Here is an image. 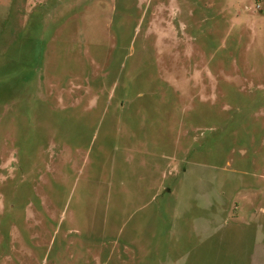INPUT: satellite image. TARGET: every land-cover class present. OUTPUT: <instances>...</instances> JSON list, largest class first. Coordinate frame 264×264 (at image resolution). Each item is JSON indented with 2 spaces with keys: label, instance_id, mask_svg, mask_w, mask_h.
Instances as JSON below:
<instances>
[{
  "label": "rangeland",
  "instance_id": "obj_1",
  "mask_svg": "<svg viewBox=\"0 0 264 264\" xmlns=\"http://www.w3.org/2000/svg\"><path fill=\"white\" fill-rule=\"evenodd\" d=\"M0 264H264V0H0Z\"/></svg>",
  "mask_w": 264,
  "mask_h": 264
}]
</instances>
